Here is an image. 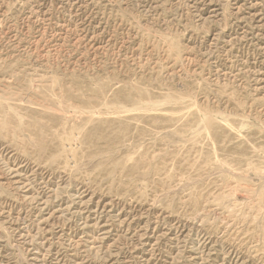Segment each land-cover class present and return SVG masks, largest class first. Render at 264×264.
I'll return each mask as SVG.
<instances>
[{
	"label": "rangeland",
	"instance_id": "rangeland-1",
	"mask_svg": "<svg viewBox=\"0 0 264 264\" xmlns=\"http://www.w3.org/2000/svg\"><path fill=\"white\" fill-rule=\"evenodd\" d=\"M48 263L264 264V0H0V264Z\"/></svg>",
	"mask_w": 264,
	"mask_h": 264
},
{
	"label": "bare ground",
	"instance_id": "bare-ground-1",
	"mask_svg": "<svg viewBox=\"0 0 264 264\" xmlns=\"http://www.w3.org/2000/svg\"><path fill=\"white\" fill-rule=\"evenodd\" d=\"M258 2V1H257ZM252 4V3H251ZM35 5V4H34ZM262 5V4H261ZM80 6H81V4H80ZM75 7V6H74ZM79 8V7H78ZM38 9V8H37ZM246 12V11H245ZM248 12V11H247ZM66 14V13H65ZM245 15V14H244ZM211 16V15H210ZM202 17V16H201ZM255 19V18H254ZM257 23H259L258 25L260 26L261 25V21L260 20H258L257 21ZM60 24V23H59ZM70 26V25H69ZM48 27V26H47ZM63 28V27H62ZM68 28V27H67ZM65 29V28H64ZM73 29V28H72ZM75 29V28H74ZM79 29V28H78ZM82 29V28H81ZM78 31V30H77ZM78 35V34H77ZM96 37V36H95ZM251 38V37H250ZM81 40V39H80ZM76 44V43H75ZM16 166V165H15ZM9 167V166H8ZM14 169H12L11 170V174H12V180H14V182L15 183H17V184H19V183H22V181L23 182H26L27 181V179L25 178V177H23V174H21V172L19 171V170H17V169H15V167H13ZM21 168V167H20ZM25 175V174H24ZM31 178V177H30ZM29 182V181H28ZM25 184V183H24ZM20 186V185H19ZM30 186H31V184H30ZM26 188V187H25ZM56 188V187H55ZM27 189V188H26ZM25 189V190H26ZM58 190V189H57ZM37 192V191H36ZM39 192V191H38ZM79 193V192H78ZM50 194V193H49ZM52 194V193H51ZM25 195V194H24ZM27 196V195H26ZM30 196V195H29ZM35 196V195H34ZM40 196V195H39ZM55 197H56V195H55ZM54 197V198H55ZM42 200V199H41ZM29 201V200H28ZM43 201V200H42ZM81 201V200H80ZM84 201V200H83ZM61 202V201H60ZM81 203V202H80ZM59 204V203H58ZM65 204V203H64ZM89 204V203H88ZM96 204V203H95ZM45 205V204H44ZM56 205V204H55ZM85 206V205H84ZM44 207V206H43ZM96 207V206H95ZM59 209V208H58ZM62 209V208H61ZM102 209V208H101ZM78 210V209H77ZM89 210V209H88ZM87 210V211H88ZM100 210V209H99ZM5 211V210H4ZM101 211V210H100ZM43 213V212H42ZM45 213V212H44ZM93 213H95V212H93ZM98 213H100V212H98ZM8 214V213H7ZM105 214V213H104ZM45 216V215H44ZM49 216V215H48ZM47 217V216H46ZM66 217V216H65ZM117 217V216H116ZM92 218V217H91ZM84 219V218H83ZM113 219V218H112ZM31 220V219H30ZM62 220V219H61ZM80 220V219H79ZM92 221V220H91ZM90 221V222H91ZM118 221H120V220H118ZM28 222V221H27ZM80 222V221H79ZM83 222V221H82ZM24 223V222H23ZM36 223V222H35ZM107 223V222H106ZM180 223V222H179ZM104 224V223H103ZM118 224V223H117ZM85 225V224H84ZM102 225V224H101ZM168 225V224H167ZM170 225H171V223H170ZM15 226V225H14ZM137 226V225H136ZM183 226V225H182ZM167 227V226H166ZM173 227V226H172ZM181 227V226H180ZM23 228V227H22ZM171 228V227H170ZM109 229V228H108ZM107 229V230H108ZM140 229V228H139ZM92 230V229H91ZM106 230V229H105ZM115 230V229H114ZM182 230V229H181ZM180 230V231H181ZM136 231H137V229H136ZM156 231V230H155ZM87 232V231H86ZM89 232V231H88ZM92 232V231H91ZM101 232V231H100ZM144 232V231H143ZM146 232V231H145ZM67 233V232H66ZM96 233V232H95ZM139 233V232H138ZM141 233V232H140ZM139 233V234H140ZM167 233V232H166ZM24 234V233H23ZM99 234H101V233H99ZM133 234V233H132ZM26 235V234H25ZM90 235V234H89ZM146 235V234H145ZM149 235V234H148ZM152 235V234H151ZM174 235H175V233H174ZM177 235V234H176ZM57 236V235H56ZM70 236V235H69ZM69 236H68V238H69ZM106 236V235H105ZM86 237V236H85ZM142 237V236H141ZM168 237V236H167ZM171 237V236H170ZM169 237V238H170ZM175 237V236H174ZM54 238H55V236H54ZM177 238V237H176ZM181 238V237H180ZM45 239V238H44ZM71 239V238H70ZM154 239V238H153ZM81 240H83V239H81ZM86 240V239H85ZM84 240V241H85ZM134 240V239H133ZM170 240V239H169ZM145 241V240H144ZM82 242V241H81ZM179 242V241H178ZM84 243V242H83ZM184 243V242H183ZM182 243V244H183ZM206 243V242H205ZM56 244V243H55ZM72 244V243H71ZM86 244V243H85ZM180 244V243H179ZM41 245V244H40ZM87 245V244H86ZM105 245V243H103V246ZM31 246V245H30ZM90 247V246H89ZM93 247V246H92ZM136 247V246H135ZM197 247V246H196ZM37 248V247H36ZM216 248V247H215ZM87 249V248H86ZM204 249V248H203ZM84 250V249H83ZM179 250V249H178ZM219 250V249H218ZM45 251V250H44ZM73 251V250H72ZM82 251V250H81ZM146 252V251H145ZM43 253V252H42ZM48 253H49V251H48ZM54 253V252H53ZM144 253V252H143ZM147 253V252H146ZM207 253V252H206ZM114 254V253H113ZM194 254V253H193ZM52 255V254H51ZM50 255V256H51ZM112 255V254H111ZM206 255V254H205ZM42 256V255H41ZM143 256V255H142ZM188 256V255H187ZM198 256V255H197ZM175 257V256H174ZM192 257V256H191ZM63 259V258H62ZM190 259V258H189ZM76 261V260H75ZM166 261V260H165ZM193 262V261H192ZM40 263V262H39ZM49 264V263H48Z\"/></svg>",
	"mask_w": 264,
	"mask_h": 264
}]
</instances>
